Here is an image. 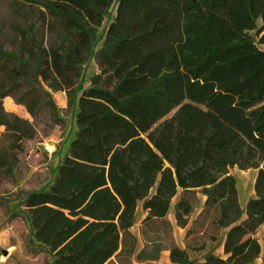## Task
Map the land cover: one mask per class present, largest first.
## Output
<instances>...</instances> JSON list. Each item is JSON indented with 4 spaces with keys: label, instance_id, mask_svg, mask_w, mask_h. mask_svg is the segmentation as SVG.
<instances>
[{
    "label": "trees",
    "instance_id": "1",
    "mask_svg": "<svg viewBox=\"0 0 264 264\" xmlns=\"http://www.w3.org/2000/svg\"><path fill=\"white\" fill-rule=\"evenodd\" d=\"M19 1L16 39L0 47V178L37 133L4 110L5 97L34 118L57 117L46 88L75 108V134L53 179L19 201L33 243L53 264H142L163 250L173 264H255L264 0ZM92 60L98 71L85 86ZM235 167L256 170L245 206ZM140 206L155 235L142 249L132 230ZM171 213L186 228L184 247ZM216 243L223 255L210 249Z\"/></svg>",
    "mask_w": 264,
    "mask_h": 264
},
{
    "label": "rangeland",
    "instance_id": "2",
    "mask_svg": "<svg viewBox=\"0 0 264 264\" xmlns=\"http://www.w3.org/2000/svg\"><path fill=\"white\" fill-rule=\"evenodd\" d=\"M19 0H0V47L10 50L16 34L13 24L20 22L15 10L20 6ZM107 20L104 27L108 24ZM253 33V32H252ZM264 49V46H261ZM98 71L94 60L86 66L85 86L90 84V76ZM58 108L57 117L41 114L34 118L27 109L18 104L11 96L3 99V107L6 112L17 114L28 119L36 126V136L23 142V151L19 153V162L13 169V173L0 178V264H53L52 257L42 247H38L32 241V233L29 222L21 210L20 200L27 192L44 189L54 177L55 169L66 153L70 141L75 134V108L70 104L67 94L63 91H54L46 88ZM5 126L0 127V140L5 132ZM47 146L54 148L49 153ZM237 179V186L241 204L252 196L256 170H242L237 167L231 170ZM178 197L173 200L177 201ZM141 205V204H140ZM143 211L139 209L133 232L139 239V248L154 237V234L146 233L143 226ZM174 225V238L178 244H185L186 228L177 225L174 213L169 215ZM168 242H164L167 244ZM218 243L210 246L217 252ZM168 250H163L160 257L154 261L142 264H173L168 257ZM199 255L192 254V258Z\"/></svg>",
    "mask_w": 264,
    "mask_h": 264
},
{
    "label": "crops",
    "instance_id": "3",
    "mask_svg": "<svg viewBox=\"0 0 264 264\" xmlns=\"http://www.w3.org/2000/svg\"><path fill=\"white\" fill-rule=\"evenodd\" d=\"M253 192H254V189H253ZM143 215L145 216V214H143ZM256 237L259 239L262 249H261L260 257L257 259L255 264H264V225L261 226V228L258 230ZM179 245L183 246V247L185 246V244L184 245L179 244ZM217 254L223 255V247L218 248ZM168 257H169V253H168Z\"/></svg>",
    "mask_w": 264,
    "mask_h": 264
},
{
    "label": "built area",
    "instance_id": "4",
    "mask_svg": "<svg viewBox=\"0 0 264 264\" xmlns=\"http://www.w3.org/2000/svg\"><path fill=\"white\" fill-rule=\"evenodd\" d=\"M47 150L49 153H52L54 151V148L51 146H47Z\"/></svg>",
    "mask_w": 264,
    "mask_h": 264
}]
</instances>
